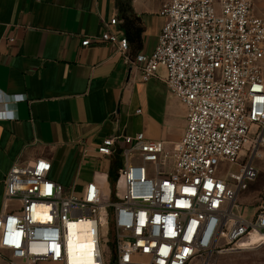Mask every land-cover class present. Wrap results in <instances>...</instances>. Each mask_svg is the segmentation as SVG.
Returning a JSON list of instances; mask_svg holds the SVG:
<instances>
[{
    "label": "built area",
    "instance_id": "2783aa9c",
    "mask_svg": "<svg viewBox=\"0 0 264 264\" xmlns=\"http://www.w3.org/2000/svg\"><path fill=\"white\" fill-rule=\"evenodd\" d=\"M159 14L166 21L148 54L128 55L115 17L102 19L101 33L81 46L111 45L141 81L163 68L168 94L185 109L180 140L167 151L137 132L83 147L81 158L121 157L108 201L94 181L64 191L47 159L15 160L2 181L4 203L19 202L0 214L4 264H71L68 246L83 230L77 223L86 226L92 264H105L100 234L109 216L113 264H218L222 254L264 244V208L251 220L233 213L264 148V17L252 12L251 0H169ZM219 161L234 166L224 178Z\"/></svg>",
    "mask_w": 264,
    "mask_h": 264
},
{
    "label": "crops",
    "instance_id": "0c3cea01",
    "mask_svg": "<svg viewBox=\"0 0 264 264\" xmlns=\"http://www.w3.org/2000/svg\"><path fill=\"white\" fill-rule=\"evenodd\" d=\"M168 1L0 0V112L7 107L13 113L0 119V214L19 207L17 200L3 201L2 181L15 160L47 159L50 178L66 192L94 181L109 193L119 153L81 158L83 147L94 150L105 136L137 132L163 141L167 151L180 140L185 109L174 97L166 100L171 95L163 68L141 81L111 45L81 46L101 33L102 19L115 17L128 55L150 53L166 21L159 11ZM251 6L264 17V0H251Z\"/></svg>",
    "mask_w": 264,
    "mask_h": 264
},
{
    "label": "rangeland",
    "instance_id": "374dc122",
    "mask_svg": "<svg viewBox=\"0 0 264 264\" xmlns=\"http://www.w3.org/2000/svg\"><path fill=\"white\" fill-rule=\"evenodd\" d=\"M172 97L173 96H171V98L166 97V100L171 101L172 103ZM155 108V105H153L152 109ZM150 115L153 117L152 113ZM179 130H181V128H179ZM257 153L258 155L254 156L252 160V165L256 168L257 175L253 180L246 182L247 185L244 190H240L238 192L235 199L236 206L233 208L234 214L246 220H251L253 218L256 209L264 208V148H259ZM146 164V166L149 168L150 164ZM233 169L234 166L226 161H219L217 164V173L219 177H226L227 171ZM116 190L117 192H120L119 185H117ZM113 191V185H111L109 193L106 192V190L103 191V201L112 200L114 196ZM253 239L254 236H252L251 240ZM113 241L114 231L109 216L107 224L106 226L102 227L100 234L101 251L105 264H113L112 258L110 256V252L113 250ZM0 264H4V262L0 260ZM218 264H264V244L260 246H250L233 253L222 254L219 256Z\"/></svg>",
    "mask_w": 264,
    "mask_h": 264
},
{
    "label": "bare ground",
    "instance_id": "6f19581e",
    "mask_svg": "<svg viewBox=\"0 0 264 264\" xmlns=\"http://www.w3.org/2000/svg\"><path fill=\"white\" fill-rule=\"evenodd\" d=\"M76 225L83 230L80 234L79 242L68 246L69 262L71 264H92L90 257L91 241L84 231L86 226L83 223H77ZM255 239L256 236L251 240L252 243L255 242Z\"/></svg>",
    "mask_w": 264,
    "mask_h": 264
},
{
    "label": "clouds",
    "instance_id": "9594fccd",
    "mask_svg": "<svg viewBox=\"0 0 264 264\" xmlns=\"http://www.w3.org/2000/svg\"><path fill=\"white\" fill-rule=\"evenodd\" d=\"M23 98H24L23 96L20 97V99H23ZM12 115H13V113H9L7 111V107H5V111L0 112V119L7 118V117L12 116Z\"/></svg>",
    "mask_w": 264,
    "mask_h": 264
},
{
    "label": "snow or ice",
    "instance_id": "6c2138e0",
    "mask_svg": "<svg viewBox=\"0 0 264 264\" xmlns=\"http://www.w3.org/2000/svg\"><path fill=\"white\" fill-rule=\"evenodd\" d=\"M3 96H2V94H0V102H3ZM12 99H19L18 97H14V98H12ZM10 115V114H9ZM41 167H46V165H44L43 163L41 164ZM166 254V253H165Z\"/></svg>",
    "mask_w": 264,
    "mask_h": 264
},
{
    "label": "trees",
    "instance_id": "16d2710c",
    "mask_svg": "<svg viewBox=\"0 0 264 264\" xmlns=\"http://www.w3.org/2000/svg\"><path fill=\"white\" fill-rule=\"evenodd\" d=\"M114 180L110 178V184L113 185Z\"/></svg>",
    "mask_w": 264,
    "mask_h": 264
}]
</instances>
